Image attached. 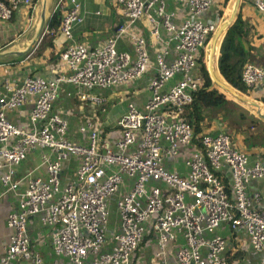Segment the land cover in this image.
<instances>
[{
    "label": "built area",
    "instance_id": "obj_1",
    "mask_svg": "<svg viewBox=\"0 0 264 264\" xmlns=\"http://www.w3.org/2000/svg\"><path fill=\"white\" fill-rule=\"evenodd\" d=\"M251 2L264 14V0ZM70 3L59 24L68 41L72 29L84 21L78 3ZM116 4L125 22L112 38L94 48L75 43L60 54L69 76L46 80L31 75L19 86L9 80L1 86L0 183L16 191V170L35 150L41 153L45 176L27 177L26 189L18 193L17 209L7 218L12 234L0 252V264H43L27 236L28 221L34 217L51 228L53 253L70 264H132L148 240L155 244L154 258L163 264L173 249L176 264H229L228 244L237 233L247 235L252 249L263 254L259 264H264V197L247 193L250 181L264 182V157L250 163L229 134L202 132L192 115L203 86L198 62L218 27L216 20L204 22L201 16L214 1ZM172 4L178 8L171 9ZM20 6L31 8L32 0H0V21H9ZM140 22L145 23L146 36L137 29ZM120 40L129 43L134 57L117 49ZM149 71L151 96L142 111L127 105L113 127L118 138L112 146L90 126L80 128L82 133L89 129L86 145L67 139V122L53 110L63 84L106 90L138 81ZM241 82L247 90L264 82V67L246 63ZM24 105L31 106L30 130L5 116V111ZM71 158L78 159L79 166L74 178L62 184V166ZM179 162L184 175L175 167ZM111 205L120 230L109 236ZM221 227L228 229L229 237L217 234Z\"/></svg>",
    "mask_w": 264,
    "mask_h": 264
},
{
    "label": "crops",
    "instance_id": "obj_2",
    "mask_svg": "<svg viewBox=\"0 0 264 264\" xmlns=\"http://www.w3.org/2000/svg\"><path fill=\"white\" fill-rule=\"evenodd\" d=\"M71 1L32 0L31 8L20 6L9 21H0V53L7 54L0 61V90L6 80L19 86L26 76L32 75L46 80L55 79L59 75L69 76L71 73L59 58L65 48L75 43L85 45L88 48L101 46L112 38L119 26L125 22L123 11L116 4V0H73L78 3L84 21L72 29V40L68 41L59 32V26L52 28L51 17L58 12L61 13L62 17L64 11L70 7ZM213 1L214 5L211 10L201 16V20L204 22L218 20L216 17L217 10H219V0ZM175 8L178 7L172 4L171 9ZM239 12L250 28L246 42H244L247 52L246 63L264 67V14L254 8L251 0H241ZM43 15L45 25L41 39L30 52L22 55L35 39ZM137 29L144 36L147 35L144 22L138 23ZM117 49L130 53L134 57L133 50L126 40H120L117 43ZM150 55L153 58L154 54L151 49ZM167 61H171V56L167 57ZM152 76L153 72L149 71L138 81L106 90L86 91L73 84H63L53 105V110L60 113L67 122V139L78 145H86L89 129L82 133L80 128L90 126L91 130L100 132L105 137L106 143L112 146L118 138V133L114 131L113 127L116 121L125 114L127 105L133 103L137 109L141 111L144 109L145 103L151 96L148 84ZM248 93L250 98L264 105V82L249 89ZM100 94L104 97H100ZM92 96L101 102L97 103L91 100L90 97ZM30 107V105H24L12 111H5V116L15 126L30 130L31 126L28 119ZM242 108L253 113L244 106ZM203 110L192 114L199 116V128L202 132L210 136H216L220 133L229 134L234 146L247 154L250 163L264 157L263 121V124H252L244 116L245 113H242L240 117V111L237 107ZM202 113L205 114L204 118ZM258 133L259 135L256 136ZM40 156L41 153L38 150L29 153L26 161L17 168L15 178L19 181V185L16 191H12L8 186L0 183V252L9 242L12 234L7 226V218L12 211L17 209L18 193L26 189L27 177L43 178L45 176L40 165ZM78 166L79 160L76 158H71L63 164L60 178L62 184H66L74 178ZM175 167L180 174L186 173L183 163L179 162ZM226 177L230 184L228 171H226ZM247 193L250 196L257 193L263 198L264 182L262 180L250 181ZM112 208H114V214ZM119 230V217L115 207L111 205V217L107 225L108 235L119 232ZM52 234L51 228L42 226L38 217L28 221L27 236L30 240L32 253L39 255L43 264H70L67 258L56 256L53 253L51 248ZM217 234L224 237L230 236L226 227L219 228ZM173 250L168 251L166 264H176L173 259ZM155 253L154 242L148 240L137 249L132 258V264H153L157 262L153 261ZM262 257L263 254L252 249L247 235L237 233L232 236L226 252L229 264H259Z\"/></svg>",
    "mask_w": 264,
    "mask_h": 264
},
{
    "label": "trees",
    "instance_id": "obj_3",
    "mask_svg": "<svg viewBox=\"0 0 264 264\" xmlns=\"http://www.w3.org/2000/svg\"><path fill=\"white\" fill-rule=\"evenodd\" d=\"M222 1V6L226 7L229 0ZM232 8L233 7L231 6L228 8L229 10L226 9L227 17L222 22L227 21V19L230 17ZM220 15L221 13H219V16ZM51 18L52 28L58 27L61 20V13H54ZM249 30L250 28L247 22L242 19V16L239 12L234 23L222 36L214 60V71L220 75L224 82L231 85L235 90L248 97V90L241 82V70L242 67L246 64L247 52L244 46V42H246V37L249 33ZM208 55V48H206V62L208 61ZM201 59L198 62V70L203 79V86L196 97V102L193 106L192 111L194 113L192 114H195V112L197 113L203 109L208 108L230 107L233 109L234 107H237L240 111V117L242 113H245L244 116L247 117L250 122H252V124H263V122L257 117H255L253 113H250L248 110L242 108L241 105L235 103V101L222 94L216 88L211 87V81L206 70L204 59ZM195 120L197 123H199V116H195ZM262 131H264V127ZM258 135L259 133L256 136Z\"/></svg>",
    "mask_w": 264,
    "mask_h": 264
},
{
    "label": "water",
    "instance_id": "obj_4",
    "mask_svg": "<svg viewBox=\"0 0 264 264\" xmlns=\"http://www.w3.org/2000/svg\"><path fill=\"white\" fill-rule=\"evenodd\" d=\"M240 1L241 0H234L233 8L231 11V15L228 21L221 23L215 33L213 34L209 44H208V52L210 50V56L208 57V61L206 62L205 58V66L207 73L209 75L210 81H211V87L216 88L219 90L222 94L230 98L231 100L235 101L236 103L248 108L253 112V114L264 122V105L240 92L235 90L231 85L224 82V80L220 77L219 74H217L213 69V60L212 58L217 52V49L219 47V43L221 41L222 36L226 33L228 28L234 23L235 19L237 18L239 7H240ZM45 25V18L44 15L41 19L39 28L37 30V34L33 42L31 43L30 47L22 54L26 55L28 52H30L36 43L39 42L43 35V29ZM7 54H1L0 53V61L3 60Z\"/></svg>",
    "mask_w": 264,
    "mask_h": 264
},
{
    "label": "rangeland",
    "instance_id": "obj_5",
    "mask_svg": "<svg viewBox=\"0 0 264 264\" xmlns=\"http://www.w3.org/2000/svg\"><path fill=\"white\" fill-rule=\"evenodd\" d=\"M222 3H223V1L222 0H219V10H217V17H216V18H218V20H217V25L218 26L221 24L222 21H224V19H226V17H227V14H226V11L227 10L226 9H228L231 6L233 7L234 0H229L228 3H227V5H226V7H223L222 6ZM219 13H221L220 16H219ZM201 57H202V59H204V62H205V57L207 58L206 53L205 54L203 53V56H201ZM99 96L100 97H104L101 94ZM203 112H205V110H203ZM204 115L205 114L202 113L203 118H204ZM112 213L114 214V208H112ZM153 261H157V262H155L153 264H160V263H162V260L160 258H153Z\"/></svg>",
    "mask_w": 264,
    "mask_h": 264
},
{
    "label": "bare ground",
    "instance_id": "obj_6",
    "mask_svg": "<svg viewBox=\"0 0 264 264\" xmlns=\"http://www.w3.org/2000/svg\"><path fill=\"white\" fill-rule=\"evenodd\" d=\"M231 15V14H230ZM230 18V17H229ZM229 18L227 19V21L229 20ZM226 22V21H225ZM210 56V50H209V55H208V57ZM214 58H215V55H214V57L212 58V60H213V66H214Z\"/></svg>",
    "mask_w": 264,
    "mask_h": 264
}]
</instances>
